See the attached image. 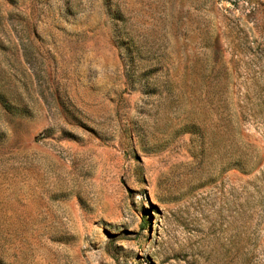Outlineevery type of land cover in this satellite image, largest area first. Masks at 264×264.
I'll use <instances>...</instances> for the list:
<instances>
[{"label":"rangeland","instance_id":"obj_1","mask_svg":"<svg viewBox=\"0 0 264 264\" xmlns=\"http://www.w3.org/2000/svg\"><path fill=\"white\" fill-rule=\"evenodd\" d=\"M0 264H264V0H0Z\"/></svg>","mask_w":264,"mask_h":264}]
</instances>
